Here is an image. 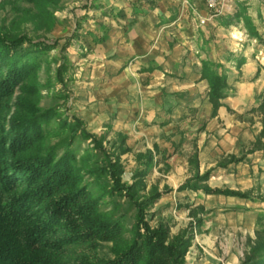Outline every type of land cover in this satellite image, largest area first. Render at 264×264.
Segmentation results:
<instances>
[{"label":"crops","instance_id":"0c3cea01","mask_svg":"<svg viewBox=\"0 0 264 264\" xmlns=\"http://www.w3.org/2000/svg\"><path fill=\"white\" fill-rule=\"evenodd\" d=\"M101 1L111 7L105 28L94 30L80 40L84 47L66 54L69 112L90 132L98 133L110 123L127 136L133 151L153 150L155 145L165 154L169 168L158 173L173 190L160 197V210L181 205L178 209L188 213L203 206L214 216L211 229L202 220L199 232L218 233L231 216L253 238L257 218L264 216V115L258 109L264 97V40L250 37L241 25L231 30L229 22L242 0H227L212 15L203 0ZM245 5L264 39V0H245ZM200 18L205 23L200 24ZM205 62L215 65L219 74L226 64L233 70L224 71L227 85L215 113L207 94ZM231 156L240 160L225 161ZM219 160L225 165L215 168ZM211 167L209 185L210 179L223 178L228 187L249 196L176 190ZM200 195L223 199L229 215L215 214L214 206L206 208ZM214 232L204 239L196 233L191 249L194 243L214 245Z\"/></svg>","mask_w":264,"mask_h":264},{"label":"trees","instance_id":"16d2710c","mask_svg":"<svg viewBox=\"0 0 264 264\" xmlns=\"http://www.w3.org/2000/svg\"><path fill=\"white\" fill-rule=\"evenodd\" d=\"M29 1L47 5L50 0ZM59 41H30L0 33V264H184L193 228L202 224L198 210L203 207L189 210L193 222L175 236H169L163 222L150 227L147 210L170 191L166 185L160 191L151 184L147 195H139L158 149L135 153L136 168L128 184L122 178L120 160L130 151L125 135L117 133L106 147L105 136L87 131L79 118L38 105L39 86L30 79L46 53L57 48L65 52L69 42L59 45ZM63 66L57 69L60 80ZM203 68L215 113L224 96L226 75L217 73L209 62ZM258 109L264 115V97ZM81 142H87L88 148L77 154L73 148ZM239 160L229 158L231 162ZM218 165L224 166L225 161ZM209 174V170L195 174L178 189L249 196L247 192L199 186ZM106 200L113 209H100ZM128 213L131 235L118 244ZM263 220L259 215L254 230L257 241L243 264H264ZM99 241L115 242L112 258L81 262L67 256L68 247Z\"/></svg>","mask_w":264,"mask_h":264},{"label":"rangeland","instance_id":"374dc122","mask_svg":"<svg viewBox=\"0 0 264 264\" xmlns=\"http://www.w3.org/2000/svg\"><path fill=\"white\" fill-rule=\"evenodd\" d=\"M247 7L248 6L245 5V0L237 2L236 16H234L235 19H231L229 22L232 25L231 30L235 32L236 28L241 25L246 29L250 37L263 41L264 39L261 38L262 34H259L256 26L251 20V17L247 13ZM101 8L103 9L100 10ZM110 8V6L105 7L103 1L101 0H50L47 5L40 2H30L29 0H0V33L7 34L8 36H23L30 41H38L40 39L53 41L54 39H59V45L65 43L66 41L69 42V45L64 53L59 52L58 48L46 53L38 70L36 71L35 76L30 79V83L39 86L36 101L41 108H56L62 116L68 115L79 118L77 115L69 112L70 109L68 104L70 103L71 91L67 88V75L70 71V62L66 54L68 51H78L79 47H84L83 44L80 43V40H83L86 36H92L94 30H102V28H105V25L103 24V22H105L104 17L109 16L108 12H110ZM238 16H241V20ZM96 39L97 37L93 38V41ZM61 64H64L63 71L61 73L62 80L58 78L57 74V69ZM227 67H229L228 64H226V69H224L226 73L230 70L233 71ZM224 71L221 72V74H225ZM16 95L17 92L15 91L12 98H15ZM79 119L84 123L85 129L89 131L85 122L81 118ZM90 133L97 136H105L103 145L107 147L111 141L115 140L116 134L121 132L113 130L111 128V124L107 123L103 125V128H101L98 133ZM86 144L87 142H81L73 149L77 152V154H82L85 149L88 148ZM126 146L130 149V151L120 156V160L124 168L122 178L128 184H131L133 181L131 179V173L136 168L135 153L144 151H133L127 143ZM155 147L158 149V147L154 145L152 150L153 152H155ZM154 159L155 162L151 169L148 170L146 175L143 177V181L146 186L144 191L142 190L139 193L140 196L147 195L146 193L148 192L151 184H156L160 191L163 189L164 185L168 186L164 183L165 177L161 175L162 173H158L162 170L166 171L169 168V165L166 163L165 154H161L159 150H157ZM223 160H219L218 162ZM225 161L228 163L231 162L229 161V158ZM218 162L215 168L224 167L218 165ZM159 163H161L160 166ZM213 169L214 168L211 167L206 170L210 171L209 177L211 176ZM191 178L192 177H189L184 180L177 186L176 190H179V186ZM207 180L200 181L199 186L207 185L213 189H229L239 191L228 187L229 184L225 183V179L223 178L218 180H215L214 178L210 179L211 185L207 183ZM168 188L170 191L173 190L169 186ZM199 190L204 193L202 189ZM170 191L166 193H169ZM166 193L162 195H165ZM200 199L201 203L206 206V208L209 205L214 206V210L216 212L215 214L220 213L224 214V216L229 215L225 209L226 203L223 199L219 197H206L205 195H200ZM159 202L160 198H158L146 212V219L151 228L156 227L159 223L163 222L169 230V236L172 237L184 230L188 223L192 221L189 211L187 213L183 208H181V210L178 209L181 205H178L177 207L174 206L172 209H169L168 207L160 210ZM100 209L108 211L113 209V206L106 200V203L103 204ZM198 211V217L205 220V224L203 226H208L211 229L212 219L214 216L212 210H205L202 208L201 211ZM125 218L126 228L120 232V240L118 241V244H123L125 241H128L131 235L129 231V228L131 227L130 213H128ZM225 221L226 224L220 227L218 233L213 231L217 237H215L216 240L212 246L207 245V242H205L206 244L201 243V246L194 243V247L191 249L196 233H198V237L201 239H204L208 235L212 236L213 234V232L211 230L208 231V229H201L199 232L198 227L193 228L190 245L184 254V264L244 263L246 257L249 255L251 249L257 241L255 239V234L253 238L248 237L247 234L243 233L239 229L240 224L233 222V218L231 216L227 217ZM258 228H260V226H258ZM199 233L202 235L199 236ZM212 238L214 240V237ZM114 245V241H99L98 243L91 242L83 245H74L68 247L66 251L69 259L73 261L79 259V261L82 262L83 259L91 260L94 258L109 259L113 257L111 248ZM262 254L264 255V253Z\"/></svg>","mask_w":264,"mask_h":264},{"label":"built area","instance_id":"2783aa9c","mask_svg":"<svg viewBox=\"0 0 264 264\" xmlns=\"http://www.w3.org/2000/svg\"><path fill=\"white\" fill-rule=\"evenodd\" d=\"M206 9L212 14L218 13L222 10L226 0H203ZM200 23H205V19L200 18Z\"/></svg>","mask_w":264,"mask_h":264}]
</instances>
